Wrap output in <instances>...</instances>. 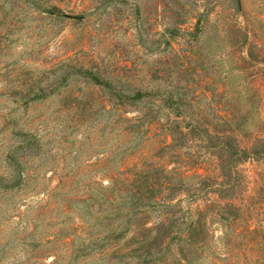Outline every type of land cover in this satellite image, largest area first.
Here are the masks:
<instances>
[{"label": "rangeland", "instance_id": "rangeland-1", "mask_svg": "<svg viewBox=\"0 0 264 264\" xmlns=\"http://www.w3.org/2000/svg\"><path fill=\"white\" fill-rule=\"evenodd\" d=\"M11 152L0 264L127 263L82 245L113 222L100 186L130 154L171 182L169 228L204 229L199 264H264V0H0V177ZM156 196L134 193L133 228L157 226Z\"/></svg>", "mask_w": 264, "mask_h": 264}, {"label": "trees", "instance_id": "trees-1", "mask_svg": "<svg viewBox=\"0 0 264 264\" xmlns=\"http://www.w3.org/2000/svg\"><path fill=\"white\" fill-rule=\"evenodd\" d=\"M55 10V9H53ZM54 13V12H51ZM97 81V78L94 77ZM117 96L119 92H116ZM145 95L139 91L135 92L133 96L120 95L116 98V102L113 104L114 108H122L125 105L134 103L136 100H141ZM124 121L130 122L131 120L123 118ZM123 137V136H122ZM23 146L14 150L18 152L19 149L24 150L31 147V142L23 141ZM27 144V145H26ZM124 145V144H123ZM126 147V146H124ZM224 152L228 153L233 157V159L241 158L247 156V152L240 151L235 147L228 146L227 144H220L218 146ZM219 151V150H217ZM11 154L7 157V162L9 166L12 167V174L9 177H0V188L2 190H12L17 188L23 181V170L17 159L16 154ZM126 149H123L121 153H125ZM255 153V152H254ZM131 155V154H130ZM126 155L118 160V169L110 174L109 186H100L102 191V196L104 200L107 201L111 207V211L114 214L113 217L108 220L113 221L106 225V230L103 232L102 236L89 240L86 244H83V250L90 249L89 246L96 247V243L99 242L100 255L103 256L110 251L113 252L112 258H117L119 261L122 259H128L125 264H199L196 256L202 246L197 244L196 239L202 236L204 231L203 228H199L194 223L186 224L184 229H171V225L177 222L179 216L173 218L170 214L172 207L175 204L170 200V194L167 191L170 190L171 182L165 177H152L153 167L150 166L148 170H142L139 172H134L135 166L130 164L131 156ZM163 172L168 173V170H163ZM152 176H150V175ZM198 177V181L193 185L198 186L203 183V178L199 175H194ZM139 177L142 182V186L138 192V187L134 186V180ZM136 190V191H135ZM138 193L139 198L143 200V205L148 203V198L152 194H157L154 198V202L164 208L161 214H158V223L154 228H148L143 226L141 228H133L130 224L132 217L137 214L134 212L135 208L130 204L134 193ZM117 197L118 202H114V198ZM164 197V199H162ZM161 203V204H160ZM112 204L114 206H112ZM215 204V203H214ZM206 209H203L199 214H203ZM123 217H128L125 221V227L123 225ZM118 219L116 224L114 221ZM182 223V222H180ZM177 225H174V227ZM62 235L63 243L69 244L68 240L70 236L75 235L78 237V233L82 231V228L77 226H72ZM180 229V230H179ZM59 238V237H58ZM176 241L175 250L170 249L171 242Z\"/></svg>", "mask_w": 264, "mask_h": 264}]
</instances>
